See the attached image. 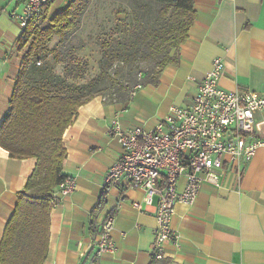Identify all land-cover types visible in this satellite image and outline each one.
<instances>
[{
  "label": "crops",
  "instance_id": "0c3cea01",
  "mask_svg": "<svg viewBox=\"0 0 264 264\" xmlns=\"http://www.w3.org/2000/svg\"><path fill=\"white\" fill-rule=\"evenodd\" d=\"M69 2L53 0L46 17ZM21 7L20 0H0V123L22 61L15 48L22 31L12 17ZM193 9L195 20L178 47L177 63L162 70L157 84L137 88L127 100L96 94L78 107L63 133L61 171L76 186L50 211L41 264H264V148L256 150L239 178L227 172L220 187L203 183L193 204H176L171 227L181 246L164 243L161 260L151 254L157 199L146 205L144 192L131 188L127 178H106L122 154L107 131L112 121L124 128L155 127L170 106L190 105L214 58L223 62L222 89L264 93V0H193ZM255 117V136L264 139V111ZM35 164L36 158H12L0 146V242ZM183 187L180 179L177 189ZM109 213L115 214L111 237L117 251L97 255L95 243Z\"/></svg>",
  "mask_w": 264,
  "mask_h": 264
},
{
  "label": "built area",
  "instance_id": "2783aa9c",
  "mask_svg": "<svg viewBox=\"0 0 264 264\" xmlns=\"http://www.w3.org/2000/svg\"><path fill=\"white\" fill-rule=\"evenodd\" d=\"M52 1L20 0L21 10L12 13L19 29L25 30L46 13ZM222 70V60L214 58L190 105L170 106L155 127L124 128L114 119L107 130L122 148L121 156L107 171V180L127 178L131 188L144 192L146 205L157 199L151 250L156 260L164 257V243L181 246L179 233L171 227L176 204H193L203 183L220 187L227 172L239 178L256 150L264 148V139L257 138L254 130L255 114L264 111V93L222 89L218 82ZM180 179H184L182 190L177 189ZM75 186L73 178L61 181L53 193L52 207ZM133 206L141 210L138 203ZM114 217L109 213L101 223L97 255L117 251L111 237Z\"/></svg>",
  "mask_w": 264,
  "mask_h": 264
},
{
  "label": "trees",
  "instance_id": "16d2710c",
  "mask_svg": "<svg viewBox=\"0 0 264 264\" xmlns=\"http://www.w3.org/2000/svg\"><path fill=\"white\" fill-rule=\"evenodd\" d=\"M90 1L70 0L53 18L46 19L44 15L30 23L16 40L15 48L22 61L9 111L0 123V146L10 157H33L36 164L23 190L17 194L14 212L5 226L0 242V264H41L46 257L52 197L56 186L65 179L61 173L66 160L63 133L73 122L78 107L96 94L79 97L78 88L68 83L65 76H44L46 72L40 63L49 53L50 39L63 38L73 31ZM154 1L162 5L159 14L172 21L168 31L171 40L164 41L174 53L165 54L157 61L158 70L142 86L157 84L162 70L177 63L178 47L186 39L196 16L193 0ZM119 53L102 45L101 71L105 75L106 69L120 57ZM31 66L37 71L31 70ZM125 92L118 98L129 99L131 95Z\"/></svg>",
  "mask_w": 264,
  "mask_h": 264
},
{
  "label": "rangeland",
  "instance_id": "374dc122",
  "mask_svg": "<svg viewBox=\"0 0 264 264\" xmlns=\"http://www.w3.org/2000/svg\"><path fill=\"white\" fill-rule=\"evenodd\" d=\"M161 6L154 0H91L73 31L50 39L49 53L40 63L44 76H65L81 98L101 94L112 100L125 91L131 95L158 70L163 55L174 53L164 41L171 40L172 21L159 14ZM103 44L120 52L106 75L101 71Z\"/></svg>",
  "mask_w": 264,
  "mask_h": 264
}]
</instances>
